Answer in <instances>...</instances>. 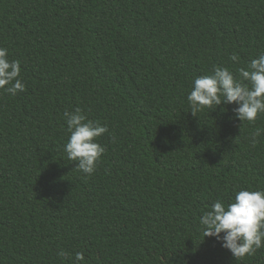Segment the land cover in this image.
Returning <instances> with one entry per match:
<instances>
[{"label": "trees", "instance_id": "1", "mask_svg": "<svg viewBox=\"0 0 264 264\" xmlns=\"http://www.w3.org/2000/svg\"><path fill=\"white\" fill-rule=\"evenodd\" d=\"M0 47L26 85L0 91V264H264L199 224L264 188V113L187 100L214 65L264 52V0H0ZM77 107L108 128L90 176L64 152Z\"/></svg>", "mask_w": 264, "mask_h": 264}, {"label": "clouds", "instance_id": "2", "mask_svg": "<svg viewBox=\"0 0 264 264\" xmlns=\"http://www.w3.org/2000/svg\"><path fill=\"white\" fill-rule=\"evenodd\" d=\"M230 59L239 61L233 53ZM21 62L9 59V50L0 47V91L11 96L26 89L21 78ZM193 115L205 108L215 109L222 103L235 104V119L254 122L264 113V52L251 59L247 67L233 73L228 67L214 65L210 75L193 79L187 96ZM68 139L64 145L66 159L77 162L76 169L92 175L105 152L97 138L108 131L106 125L87 118L77 107L63 113ZM261 130L251 136L255 145ZM204 237H215L237 259L253 254L264 247V188H242L236 191L231 202L216 200L199 219ZM223 233V235H221ZM61 256L67 253L61 251ZM82 252L75 255L76 262L84 261Z\"/></svg>", "mask_w": 264, "mask_h": 264}]
</instances>
